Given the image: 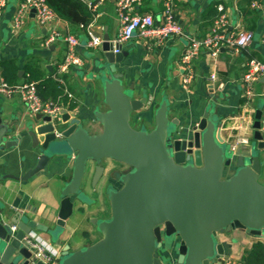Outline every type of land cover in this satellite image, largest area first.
<instances>
[{"label":"crops","instance_id":"0c3cea01","mask_svg":"<svg viewBox=\"0 0 264 264\" xmlns=\"http://www.w3.org/2000/svg\"><path fill=\"white\" fill-rule=\"evenodd\" d=\"M21 1L8 0L0 19V76L4 77L2 64L8 62L12 65V84L29 80L32 74L40 80H55L51 84L55 83L61 93L56 99L50 94L48 97L61 105V119L64 111L74 113L84 121L90 133L101 132L102 125L95 119L93 110L107 108L101 78L109 66L102 49L87 46L88 28L103 38L107 33L115 41L121 27L117 1L105 0L85 26L74 28L68 21L58 20L60 29L80 39L77 51L84 59L82 67L71 66L66 72H60V65L65 61L67 43L56 41L47 45L48 30L37 22L33 10L28 12L22 28H14L12 21ZM254 1L176 0V18L185 34L153 48H148L143 39H131L123 44L127 55L116 67L134 97L148 100L143 109L133 112L135 128H153L155 109L164 99L169 102L171 119L178 121V129H189L200 122L206 111L213 112L230 148L236 144L237 148L252 147L258 151L263 167L259 180L264 184V147L258 148L254 128L257 110H261L264 134V77L255 83L252 97L243 92L248 59L264 60V0H257L260 7H253ZM218 4L225 6L232 28L252 31L254 40L247 48L236 52L223 47L218 56L201 53L192 64L194 78L186 84L183 78L187 70L182 59L189 37L203 38L210 32L217 18ZM134 12L151 13L159 20L162 0H141ZM212 75H216V79H212ZM46 90H42L44 94ZM0 124L7 127L5 141L10 143L0 147V176H16L0 180V206L5 211V220L11 222L17 217L26 223L34 221L41 228L36 227L31 233L40 236L60 257L66 250L72 252L97 241L101 233L95 221L107 217L111 211L107 186L119 187V176L125 166L111 158L103 160L104 174L95 182L97 163L90 160L80 191L72 197L73 213L64 226H58L62 190L72 176L73 159L55 156L43 170L23 180L20 177L40 158V151L28 132L46 122L40 114L29 111L18 96L8 98L0 94ZM260 241L264 242V234L256 236L243 229L222 233L218 238L224 245L226 260H240L245 250ZM162 253L164 258H174L172 248L164 247Z\"/></svg>","mask_w":264,"mask_h":264},{"label":"water","instance_id":"95a60500","mask_svg":"<svg viewBox=\"0 0 264 264\" xmlns=\"http://www.w3.org/2000/svg\"><path fill=\"white\" fill-rule=\"evenodd\" d=\"M103 39L109 67L101 84L107 108L93 110L101 132L90 133L80 117L65 111L62 119L40 114L46 124L28 132L40 158L21 179L43 170L55 156L73 159L72 176L62 190L58 226H64L73 213L72 197L80 191L90 160L97 163L95 182L104 174L103 160L111 158L125 166L119 176L121 186H107L109 218L95 221L101 237L84 248L64 251L59 264H225L220 234L241 229L264 234L258 151L231 149L210 111L198 124L178 129L167 99L155 109L153 128H135L133 112L143 109L148 100L135 98L117 73L116 64L127 55L123 45L116 44L120 51L114 52L115 42L107 33ZM257 111L255 138L262 148V111ZM7 131L0 124V147L10 145L5 141ZM6 177L16 176H0V180ZM4 215L0 206V264H46L39 249L26 240L41 226L17 217L7 222ZM166 236L175 237L172 260H164L160 253Z\"/></svg>","mask_w":264,"mask_h":264},{"label":"built area","instance_id":"2783aa9c","mask_svg":"<svg viewBox=\"0 0 264 264\" xmlns=\"http://www.w3.org/2000/svg\"><path fill=\"white\" fill-rule=\"evenodd\" d=\"M116 10L121 20V27L116 38L114 52L120 50L116 44L123 45L125 42L139 38L143 39L148 48L160 46L172 37H179L185 34L182 24L176 18V0H162V13L159 20L154 19L151 13L134 12L135 5L141 0H116ZM105 0L90 1L89 6L93 11L103 5ZM8 0H0V19L7 7ZM13 26L20 29L25 24V18L30 10L35 12L37 22L45 27L47 35L46 43L51 44L56 41L67 43V53L65 61L60 65V72H66L71 66L82 67L84 59L79 55L77 48L80 39L76 34L60 29L57 22L59 18L46 2V0H22L20 2ZM259 1H254L253 7H260ZM218 14L210 32L203 38L189 37V44L185 50L182 62L187 72L184 74V83H189L193 78L192 64L201 53L207 52L210 55L218 56L219 51L224 47L234 52L247 48L254 40L255 35L252 31L236 27L232 28L230 17H228L225 6L218 4ZM87 46L94 49H102L104 39L88 28ZM264 77V60L260 58H249L247 70L243 78V92L247 97H252L255 83ZM216 79V75H212ZM0 94L11 98L18 96L33 113L51 116L53 119L61 118L62 107L59 103L49 100L45 101L40 97L38 91V81L27 80L17 84H10L3 76H0ZM231 149L237 150V145H232ZM13 229L16 226L12 227ZM27 242L39 249L38 255L43 258L46 264H59L60 256L55 249L48 245L36 233H30L26 238ZM227 264H245L240 260H226Z\"/></svg>","mask_w":264,"mask_h":264},{"label":"trees","instance_id":"16d2710c","mask_svg":"<svg viewBox=\"0 0 264 264\" xmlns=\"http://www.w3.org/2000/svg\"><path fill=\"white\" fill-rule=\"evenodd\" d=\"M46 2L49 4L59 19L68 21L74 28H77L81 25H87L92 21L95 15V11L91 9L89 3L83 0H46ZM2 66L4 67V79H6L11 84V82H14V79L11 78L12 75L10 74L12 65L11 63L4 62ZM30 79L38 81L39 95L45 101H49L53 98L56 99L61 93V90L55 83L52 86L51 83H53V81L55 82L53 79L40 80V78H37L33 74L30 76ZM44 89H47V93L45 92V94L42 91ZM49 94L53 98L49 99ZM120 186L121 183H119V187ZM240 261L244 262L245 264H264V242H255L252 247L245 250Z\"/></svg>","mask_w":264,"mask_h":264},{"label":"rangeland","instance_id":"374dc122","mask_svg":"<svg viewBox=\"0 0 264 264\" xmlns=\"http://www.w3.org/2000/svg\"><path fill=\"white\" fill-rule=\"evenodd\" d=\"M133 125H136V124L133 123ZM144 128H146V127H144ZM229 172L230 171H227L225 174L228 176L230 174ZM109 216H110V214L107 217H101V218H99V220L108 219ZM174 240H175V237L174 236H170V237H167L166 236V238L164 239V244L166 245L165 247H167L169 249L173 248L172 247L173 246L172 244H173ZM160 251H161V256L163 257V259L166 260V258H164V256H163L162 249ZM174 256H175V251H174Z\"/></svg>","mask_w":264,"mask_h":264}]
</instances>
